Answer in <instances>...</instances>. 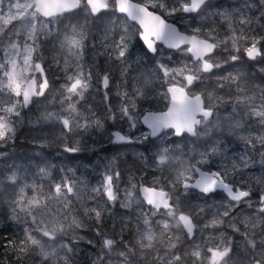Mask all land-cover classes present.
<instances>
[{
  "label": "clouds",
  "instance_id": "9594fccd",
  "mask_svg": "<svg viewBox=\"0 0 264 264\" xmlns=\"http://www.w3.org/2000/svg\"><path fill=\"white\" fill-rule=\"evenodd\" d=\"M37 2L17 0L9 22H0V118L12 128L0 139V231L12 234L0 264H264V0H199L195 9L192 0H137L185 38L156 52L139 39V25L111 7L102 18L78 0L44 15ZM129 34L120 58L115 45ZM192 38L211 51H190ZM137 56L155 77L147 93L130 78ZM14 67L35 82L28 101L8 87ZM171 86L199 98L192 130L146 138L143 126L129 130L134 113L167 109ZM110 128L129 142L87 187L47 155L67 145L89 150V139L108 137ZM202 173L217 180L211 192L194 186ZM145 188L163 195L150 204ZM213 252L222 255L214 261Z\"/></svg>",
  "mask_w": 264,
  "mask_h": 264
},
{
  "label": "snow or ice",
  "instance_id": "6c2138e0",
  "mask_svg": "<svg viewBox=\"0 0 264 264\" xmlns=\"http://www.w3.org/2000/svg\"><path fill=\"white\" fill-rule=\"evenodd\" d=\"M17 0H12V3L15 4ZM23 3V0H20ZM75 3H78V0H38L37 8L44 15H51L54 12L63 11L65 8L74 6ZM3 0H0V22L7 23L10 20V16L6 15V10L2 7ZM88 4L93 13H106L102 10L109 9L117 10L119 13L124 14L127 18H130L133 22L139 25V39L143 42V45L150 52L157 51V44L167 46L169 48L178 47L179 44L185 43V38L180 36L175 29L165 25L164 20H162L159 16L155 15L153 12L148 11L146 8L142 6H137V0H112V4L110 5V0H88ZM193 9L199 7V0H192ZM11 6V5H10ZM217 15H221V13H217ZM15 23L16 21H12ZM135 37L132 34H129L127 38L121 37L119 43L115 45L116 49H118V55L120 58H126L127 49L130 46V43ZM68 42L71 45L78 46V41L74 38L69 37ZM189 43L191 44L190 51L195 52L197 55H203L205 52L211 51V47L204 43L203 41H198L195 38H192ZM247 55L252 57L257 54V49L255 45L249 47L247 50ZM130 66V65H129ZM37 69L41 66L36 65ZM207 68L208 65H205ZM189 83H191V77L188 78ZM107 79L105 78V85H107ZM81 85V81L77 79L74 83H72L69 88L70 92H74L78 86ZM8 87L11 89L13 93H15L18 97L21 95L25 101H28L30 97L35 94V82H27L21 72L17 71L14 67L12 72L8 77ZM41 92H43L44 88L47 87V81L41 84ZM170 94V104L165 111L162 112H152L146 111L142 114V122L148 128L151 129V136H156L160 131L167 128H174L177 133L187 129L188 131L192 130V124L194 122L196 113L201 111L199 107V98L196 101H191L185 94L183 88H179L176 86H171L168 89ZM11 111V109H9ZM205 116L208 115L207 112L204 113ZM47 118V117H45ZM131 121V126H137V118L132 115L129 117ZM98 128H102L103 125L100 121L95 122ZM63 126L68 128L69 121L65 119L63 121ZM12 131V128L8 124V122L0 118V139L5 138L8 133ZM149 136L145 135V138ZM113 143L117 144H126L129 142L127 136L121 134L119 131L112 133ZM65 152H78L79 147L67 145L64 148ZM69 173L75 175V171L73 169H69ZM80 184L82 187H87V181L84 178L80 179ZM105 184L109 185L107 188V195L111 198L112 190H111V182L112 177H105ZM217 185V180L213 176L201 174L200 177L195 182V187L201 188L204 192H211L213 187ZM224 191H228L229 195H232V192L227 189V187L223 184L219 185ZM68 190L71 191V186H68ZM56 191H60V185L56 186ZM144 196L151 204L158 197L162 196L163 193H157L151 188H145ZM240 195H245V193H240ZM234 199H239V196H234ZM33 203L35 201H32ZM181 219H184L181 217ZM213 260L216 261L222 255L219 252H213Z\"/></svg>",
  "mask_w": 264,
  "mask_h": 264
},
{
  "label": "rangeland",
  "instance_id": "374dc122",
  "mask_svg": "<svg viewBox=\"0 0 264 264\" xmlns=\"http://www.w3.org/2000/svg\"><path fill=\"white\" fill-rule=\"evenodd\" d=\"M102 59H105V58H102ZM129 63L132 66V70L130 72V78L132 80L136 81L139 86H142L146 93L151 91L156 86L155 79L150 78V76L145 71L143 66H139V64L134 63L133 60L129 61ZM112 71L118 73L121 71V68H120V66H117L116 68L112 69ZM157 107H159V105ZM112 129L113 128H110L108 130L109 131L108 137H106L104 139H100L98 141H97V139H96V141H94V138L89 139V143L94 145L92 148L90 147L89 150H85V151H89V157H94V156L100 157L102 155V153L108 152L110 154H108L106 156V158L110 159L109 158L110 156L115 155L116 152H118V150L112 149L109 145V140H110L111 144H114L113 138L112 137L110 138V132L112 131ZM143 135H146V133H144ZM134 143L142 144V143H144V141L137 139L134 141ZM123 148H124V145H123L122 149H120L119 151L123 150ZM74 153L77 154L78 152H74ZM94 166H96L95 163L88 165L87 163L79 162L76 165H74L73 167H68L66 169H68V170L73 169L75 171V175L73 176L74 179H77L78 181H80L81 178H84V180H86L88 183V181H94L93 178L95 175L93 173H91V170L93 169ZM68 173H69V171H68ZM69 174L71 175L72 173H69Z\"/></svg>",
  "mask_w": 264,
  "mask_h": 264
},
{
  "label": "trees",
  "instance_id": "16d2710c",
  "mask_svg": "<svg viewBox=\"0 0 264 264\" xmlns=\"http://www.w3.org/2000/svg\"><path fill=\"white\" fill-rule=\"evenodd\" d=\"M21 146L25 144L26 139H22ZM25 146V145H24ZM12 238V234L10 232L0 231V259H3L4 256V248L7 246V242Z\"/></svg>",
  "mask_w": 264,
  "mask_h": 264
},
{
  "label": "bare ground",
  "instance_id": "6f19581e",
  "mask_svg": "<svg viewBox=\"0 0 264 264\" xmlns=\"http://www.w3.org/2000/svg\"><path fill=\"white\" fill-rule=\"evenodd\" d=\"M109 132V131H108ZM98 141V140H97ZM101 145V144H100ZM102 146V145H101ZM100 147V146H99ZM100 153V152H99Z\"/></svg>",
  "mask_w": 264,
  "mask_h": 264
},
{
  "label": "flooded vegetation",
  "instance_id": "af4514ba",
  "mask_svg": "<svg viewBox=\"0 0 264 264\" xmlns=\"http://www.w3.org/2000/svg\"><path fill=\"white\" fill-rule=\"evenodd\" d=\"M113 129H115V128H113Z\"/></svg>",
  "mask_w": 264,
  "mask_h": 264
},
{
  "label": "water",
  "instance_id": "95a60500",
  "mask_svg": "<svg viewBox=\"0 0 264 264\" xmlns=\"http://www.w3.org/2000/svg\"><path fill=\"white\" fill-rule=\"evenodd\" d=\"M151 130V129H150Z\"/></svg>",
  "mask_w": 264,
  "mask_h": 264
}]
</instances>
